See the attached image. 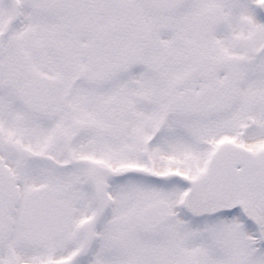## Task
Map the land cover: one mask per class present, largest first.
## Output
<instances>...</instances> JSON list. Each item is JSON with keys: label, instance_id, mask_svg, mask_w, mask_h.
I'll return each instance as SVG.
<instances>
[{"label": "snow or ice", "instance_id": "snow-or-ice-1", "mask_svg": "<svg viewBox=\"0 0 264 264\" xmlns=\"http://www.w3.org/2000/svg\"><path fill=\"white\" fill-rule=\"evenodd\" d=\"M0 264H264V0H0Z\"/></svg>", "mask_w": 264, "mask_h": 264}]
</instances>
